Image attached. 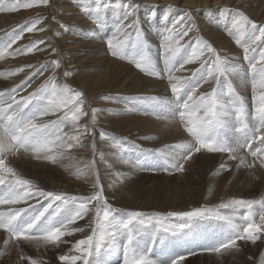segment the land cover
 Wrapping results in <instances>:
<instances>
[{"label":"snow or ice","instance_id":"6c2138e0","mask_svg":"<svg viewBox=\"0 0 264 264\" xmlns=\"http://www.w3.org/2000/svg\"><path fill=\"white\" fill-rule=\"evenodd\" d=\"M49 2L50 0H14L9 4L5 0H0V12H16L39 5L46 6ZM109 7L108 0H94L93 5L85 6L83 11L93 19L94 23L100 24L103 22L101 13ZM117 7L123 8L124 5ZM138 7L139 5L129 4L124 8L123 21L129 22H121L117 27L122 39H116V42L109 39L107 45L112 55L120 58H125L127 49L131 48L136 68L150 76L160 77L161 72L156 62L143 54L146 45L140 38L141 30L136 17ZM237 15L239 18L232 24L230 34L236 36V44L243 49V60L247 62V67L222 57L205 41L197 40L195 47L190 48L182 44L184 37L195 28V24L185 26L182 23L183 17L176 20L170 28H166L167 35L164 37L162 56L164 71L168 73L167 79L172 93V99L167 107L186 122V131L194 138L191 144L176 146L185 150L173 158L171 167L176 172L184 171V163L202 149H206L209 153L228 154L230 160L239 161L237 167L256 168L259 165L264 168V91L254 96L255 107L249 111L243 97L236 92L232 84L230 82L227 84V92H225L221 82V77L227 80L233 74L242 76L250 72L251 78L255 81L254 87L264 89V24L257 25L242 12ZM163 19L167 20L168 17L165 16ZM39 23L40 21H33L26 28L22 27L20 33L13 31L8 34L0 58L43 51L44 49L39 45L45 43L44 39L9 51L18 40L22 39L24 31L43 32L44 28H37ZM128 29L132 31L129 32ZM60 34V32L56 33L57 36ZM133 34L135 41L132 40ZM205 53L210 55L205 58ZM137 55H139L138 60L135 59ZM194 62H199L200 67L192 73V76L174 75L184 71L186 65ZM49 66L55 70L61 64L59 60H52L50 65L47 63L42 65L21 84H17L7 92L0 91V99L6 101L5 104L0 105V205L27 203L31 199H36L39 203L40 197L48 201L31 217L30 222L24 225H20L18 219L27 209L0 211V230L8 236L5 245L13 239L42 241L53 246L67 243L68 241L62 240L63 237L85 231L84 228L70 226L87 216L92 210L89 206L93 203L95 225L91 227L90 234L76 240L67 254L58 256L59 264H109L104 254L115 251L118 245L123 247V264H156V261L148 255L151 248L142 244V233L151 230L154 235L152 246H159L162 251H167L169 243L174 238L199 220L223 221L230 229L223 240L217 245L204 249L205 251L220 253L222 250L238 249V241L255 243L264 239V199H231L220 203L216 209L203 207L191 211H173L166 215L143 211L124 212L108 203L103 195L102 185H97V190L91 196H69L37 188L32 181L19 175L16 169L10 166L9 156L32 152L40 158V154L43 153L45 158L55 161L56 155H47L53 152V149L71 150L82 146V137L92 134L87 124L79 123L81 117L89 114L84 110V93L73 90L67 85H57L53 82V77H49L34 92L17 99L21 89L31 86V78L37 74L43 75ZM25 67L32 68L33 65L22 66L8 75L23 72ZM201 70L203 75L200 79H194ZM64 75L70 76L72 73L65 72ZM213 77L217 81L216 87L210 92L198 94L197 90L201 84ZM226 95L231 99L225 100ZM104 99L109 98L104 97ZM150 99L155 100L154 97ZM29 105L35 106L36 114L32 117L21 115ZM155 110L156 106L153 105V111ZM99 111L101 109H91L93 125L96 123V114ZM61 112L63 115L58 116L56 120L46 123L37 122L40 117ZM250 120L255 121L251 126ZM65 127H70L72 134L65 132ZM229 131L242 135L234 143H230L225 138V134ZM100 135L105 137L106 133ZM253 144H256V147H253ZM242 151H246V155L252 158L251 162L245 155L240 154ZM62 154L61 152L60 155ZM88 167L91 168V165ZM220 167L221 170H227L226 164ZM29 207L35 209L32 205ZM67 210L70 211L62 217ZM21 259L29 260V264H38L36 259L30 257L22 256ZM185 259L184 255H180L171 258L169 264H182Z\"/></svg>","mask_w":264,"mask_h":264},{"label":"bare ground","instance_id":"6f19581e","mask_svg":"<svg viewBox=\"0 0 264 264\" xmlns=\"http://www.w3.org/2000/svg\"><path fill=\"white\" fill-rule=\"evenodd\" d=\"M80 1L59 0L58 4L61 11L72 10L70 12H72L75 19L80 18L79 20L81 23L89 24V26H86L89 30L84 33H79V30H76L77 35L71 39H66L62 44L57 41L55 34L46 35L48 32L44 33L48 36V48L55 49V53L58 55V60L60 61L61 66H63L55 70L49 66L48 70L45 71L43 75L37 74L36 76H33V79H31L30 82L34 81V86H40L48 80L49 77H53V82L57 85H67L73 90L83 92V99L85 100L84 110L89 114L81 117L79 123L81 125L87 124L92 134L82 137V146H77L71 149V151L76 154L74 156L78 157L75 164L66 165V161H63L65 163L61 162L58 163V165L52 166L47 163L46 159L43 160L45 163L37 160V158L34 157L36 154L33 153L34 155H32V152L24 155H17V158L11 159V163L20 164L19 167H13L19 175L32 181L33 184L37 183L40 185L39 187L47 188L52 192H56V189H58V187H53V185L58 186L59 184H67L72 182L75 178L80 184L89 185L93 188L89 194H93L97 190V185H102L103 195L106 197L108 203L114 208L120 209L124 212L143 211L149 214L158 213L166 215L173 211H190L196 208L207 207L208 205H212L213 208L216 209L220 203L227 202L231 199L258 200L264 195V168L259 167V165H257L256 168H248L244 166L237 167L239 161L235 160V162H232V160L228 158V154L209 153L206 149H202L201 152L197 153L198 155H196V153L193 154L192 159L184 163V169L187 173L183 174L182 178L184 180L181 182L179 181V178L178 180L177 178L175 179V176L170 173H167V175L161 174L160 171L165 168L162 167L159 169L157 165H164L163 162H166L165 157H168L172 160L171 163H173V158L178 155V147L176 146L180 144H191L194 139L191 135V137L186 136L181 138L184 134H179L178 132V134L168 133L167 135L160 134L162 136H159L158 131V133L147 136L146 140L143 141V143H145V147L142 149L143 152H137L132 149L133 146L130 145L127 139L128 137H133L130 135L133 130L126 125H112V117L117 113L131 115L127 122L129 126L137 125L141 128H154V117L150 116L149 120L146 118V113H149L147 110L152 108L153 105L157 106V109L160 108L165 112L173 113V111L169 110L167 107L168 102L172 99V93L170 90V83L167 79L168 73L164 71L162 53L164 37L167 35L166 28H170L172 24L182 16L186 15V17H183L184 19L182 21L185 26L195 24V28H193L189 35L184 37V40L181 41L182 44H185L190 48L195 47V41L197 40L205 41L215 48L222 57H227L232 63H240L247 67V62L243 60V49L236 44V36L230 34L232 33V24L239 18L237 15L239 12L244 13V15L253 20L257 25L264 24V0H164V5L156 4L159 0H142L140 2L141 14L139 13L140 16L137 17V19L139 20V27L141 30V41L146 45L143 54L156 62L157 67L161 72L160 77L150 76L136 68L135 63L133 62V50L131 48L127 49V56L125 58L113 56L111 50L108 48L107 41L109 39H113L114 42H116V39H122L117 32V27L120 23L129 22L123 21L124 8L126 7H117V5H121L120 0H111L112 5H110L105 12L101 13L103 22L100 24H95L93 19L81 10L82 5L80 4L82 3ZM133 2H135V0H132V3ZM6 3L10 4L12 2L11 0H8ZM127 5L129 4L127 3ZM165 16L168 17L167 20L163 19ZM1 18L0 14V22L2 21ZM177 27H179V25H177ZM127 31L131 32L132 30L128 29ZM15 32L20 33V30ZM8 34L6 33L5 35H2L0 32V52L3 51L5 43L8 40ZM132 40L135 41L134 34ZM17 47H20L19 40L13 45L12 49H9V51L11 52ZM62 48L66 49V53L63 52ZM257 51H259V49H257ZM208 55L210 54L205 53V58H207ZM63 58H65V61ZM70 58L75 59L76 64L80 65L75 76L77 78L76 82L78 86L69 79V76L64 75L65 72H71L67 66H69V68L70 66H74L67 64L71 61ZM135 59L138 60L139 55H137ZM34 62L36 61H31L29 54L0 58V74H3V69L7 68L10 70L5 74H7L6 76H10L8 73L15 72L17 68L25 65H33ZM1 64H4L5 66H2ZM47 64L50 65V63ZM42 65L43 62H39L37 68ZM199 67V62H194L186 65L184 71L174 73V75L192 76V73ZM35 69L25 67L24 71L17 73L14 78L26 79ZM71 70L73 71V69ZM5 74L0 76L2 77ZM202 75L203 70H201V73L194 77V79H200ZM6 76L0 78V82H2L1 84L4 86V88L1 87L2 90L5 89V87L8 88L7 90H10L11 87H15V85L12 86L13 83H11L10 80H5ZM5 82L8 83L6 84ZM14 82L16 81L14 80ZM221 82L225 92H227V84L230 82L236 92L243 97L247 108L254 109L255 103L252 104V100L254 99V96L259 95L260 90H252V85L255 84V81L251 78L250 72L243 74L240 78L235 74L231 75L227 80L224 77H221ZM204 85L205 84L203 83L201 84V86ZM201 86L197 90L198 94L210 92L215 87H207L206 89H203ZM249 88H251L253 92L244 91L249 90ZM34 91L24 93L25 91L22 90V93H19V95L22 96L23 93L28 95ZM104 97H108L109 99H104ZM153 97L155 100L150 99ZM229 99H231V97L226 95L225 100ZM93 108L101 109V111L97 112L98 117H96V123L94 125L91 123V109ZM21 114L25 113L23 112ZM57 114H55L56 117L60 116V113ZM51 116L53 118V115L50 114L40 119H46ZM163 122H172L173 127H178L179 122L182 121L179 117H176V115L173 114L164 119ZM249 123L251 126L255 121L250 120ZM166 129L169 130V128ZM64 131L70 133V127H65ZM177 131H179V129ZM100 133H106V136L101 137ZM241 135V133L229 131L226 133L227 137L225 136V138L230 143H234ZM164 142L169 143L168 148L163 146ZM93 145H95V147H93ZM112 145H116V148H112ZM172 148H175V150ZM54 151L57 152V155H60L62 148H55ZM114 151L119 156H122L123 153L126 154L122 158H119L117 162V159L111 158V153ZM240 154L245 155L249 162H251L252 158L247 156L245 151H242ZM142 155L148 156L149 159L140 162L138 157ZM82 159H85V161ZM70 162L73 163L71 159ZM103 162L106 163L105 166H102ZM141 163H143V165L144 163L152 164L150 169L157 170L156 173L160 174H155L154 172L155 175H149V168H146V165L144 168L140 169H136V167L130 165ZM120 164L125 168V176H123L124 170H121L122 166ZM222 164H226L227 169L230 168L231 170L224 172L220 167ZM24 165L29 166L26 169L31 172V174L34 173L36 176L43 177V179L46 178L48 182L45 183L43 181L40 183L39 181L34 180L35 177L34 179L26 177L25 175H27V173H23V171L19 169H24ZM89 165H91V168L88 167ZM194 166H197V169H195ZM68 169L71 171L73 170V172ZM93 172L94 175L92 174ZM177 175H180V173H177ZM155 176L161 177V179L165 178V181L167 180L169 183H171L170 181H179L178 183L180 184L176 187L175 185L177 182L174 187H169L170 185L164 187L166 191H170L173 198H168L167 194L164 193L165 195L160 194V196H158V198L161 199L165 196L164 202L160 204L156 203V201H154L155 199H150V201L143 199V202L139 203L140 198L148 195L145 194L146 192L144 193V190H141V186L148 181V178ZM130 177H135L134 181H128L127 178ZM151 181L154 182L152 179ZM184 181L186 182L185 187L183 185ZM149 187L152 188L153 186ZM138 188L140 191H136ZM62 194L78 197L91 196L77 195L73 193ZM31 202L28 201L25 205L22 203L15 204V206H17V208H24L29 204H32ZM37 206L39 205L37 204ZM89 207L92 210L89 211L88 215L70 226L71 228L81 227L84 228L85 231L73 233L71 236H65L62 240L68 242L60 243L59 246H53V252L50 251V253H52L50 256H47L51 258H48V260L45 261L42 260L39 264H59L57 259L58 256L67 254L76 240L82 239L90 234L91 227L95 225V204L93 203V205H90ZM28 210H30V215H34L36 208H30ZM68 211L70 210H67L66 214H68ZM213 222V227L218 226V230L213 232L209 231L208 235L203 233L204 230L198 231L197 233L196 231L198 227L194 230L195 237H193V239H189L181 233L179 234L178 237L182 244L187 248L190 245H193L196 247L195 250H198L194 252V255L191 254L193 253L191 252L192 250L182 254L186 257L185 260L188 259L187 264H259V262H257L258 256L262 257V262L260 264H264V239L258 240L257 244L238 241L240 246L244 249V252L231 253L226 258L218 256L215 252L205 251L204 249L214 246L212 241L216 238L217 233H220V230L223 229V225L221 224L222 221L213 219ZM191 225V227H194V223ZM147 231L146 234H142V244L145 246H149V243H145V241L153 235L151 230ZM7 238L8 236L6 233H0V247L2 241ZM151 241L152 239L150 240V243ZM174 244L180 245L177 239L173 242V245ZM49 247L51 246L49 245ZM117 247L115 251H110L104 254L105 259L109 264H121V260L118 261L119 254L116 252ZM14 248L13 245V249ZM119 249L120 253H122V246H120ZM175 252L180 251L175 248ZM36 255L39 256L38 254ZM191 256L196 257L192 258L193 260H189ZM16 260L11 262L7 253H0V264H17ZM21 263L23 264V262Z\"/></svg>","mask_w":264,"mask_h":264},{"label":"rangeland","instance_id":"374dc122","mask_svg":"<svg viewBox=\"0 0 264 264\" xmlns=\"http://www.w3.org/2000/svg\"><path fill=\"white\" fill-rule=\"evenodd\" d=\"M8 0H5V2H7ZM80 1V0H79ZM121 2V4H123L124 5V7H127L128 5H127V3L128 4H135V5H139V7L136 9V17H139L140 16V14H141V1L142 0H135V2H133L132 3V0H126V2H125V0H120ZM139 1V2H138ZM11 2L13 3L14 1L13 0H11ZM82 4H80V5H82V7L84 8L85 6H92L93 5V3H94V0H81L80 1ZM108 2L110 3V5H112V1L111 0H108ZM59 0H50V2H49V4L48 5H39V6H35V7H32V8H29V9H21V10H19V11H16V12H0V14H1V22H0V32H1V34L2 35H5L6 33L8 34V33H12L13 31H18V30H20L21 31V28L23 27V28H26L27 26H29L30 25V23L31 22H33V21H40V23L37 25V28H44L45 30L43 31V32H41V31H34V32H31V33H29V32H27V31H24L23 33H22V39L21 40H19V43H20V47H22V46H25V45H31L33 42H35V41H37V40H40V39H44L45 40V43L44 44H42V45H39V47L40 48H42V49H44L43 51H35L34 53H31V54H29L30 55V58H31V61H36V62H34L33 63V67H32V69H35L34 71H32V72H36V70L37 69H39V68H37L38 67V64H39V62H43V65L44 64H46V63H50V61H52V60H58V55H57V53H55V51L53 50V49H50V48H48V42H47V38H48V36H46V35H53V34H55V37H56V39H57V41L60 43V44H62V42H65V40L66 39H71L72 37H74V36H76L77 35V32H76V30H79V33H84L85 31H87V30H89V28L88 27H86V26H89V24H87V23H81V21L79 20L80 18H77V19H75L74 18V15L72 14V12H70V11H72V10H70V11H67V10H63V11H61L60 10V7H59ZM85 3V4H84ZM69 5H71L70 3H68ZM156 4H158V5H164L165 4V2H164V0H159V1H157V3ZM81 7V10L83 11V8ZM182 8V7H181ZM182 9H184V8H182ZM185 10V9H184ZM140 13V14H139ZM182 17H186V15L185 16H182ZM81 20H82V18H81ZM95 24H97V23H95ZM62 26H64V27H62ZM3 27V28H2ZM65 28H67V30H65ZM10 31V32H9ZM48 32V33H47ZM57 32H60L61 34L59 35V36H57L56 35V33ZM76 32V33H75ZM44 33H47L46 35L44 34ZM24 36V37H23ZM44 47V48H43ZM63 49V52H65L66 53V49L65 48H62ZM53 50V51H52ZM64 56V55H63ZM52 59V60H51ZM71 59V58H70ZM63 60L65 61V58H63ZM73 63V64H72ZM67 64H70V65H74V66H70V68H69V66H67V68L68 69H70V71H71V73H72V75H70L69 76V79L71 80V81H73V83L76 85V86H78L77 85V82H76V80H77V78L75 77L76 76V74H77V72H78V70H79V66L80 65H78V64H76V60L75 59H71V61L70 62H68ZM2 65V64H1ZM2 66H5L4 64L2 65ZM1 66V67H2ZM63 66V65H62ZM62 66H60V67H62ZM59 67V68H60ZM12 69V68H11ZM71 69H73V71L71 70ZM4 71H2V73L3 74H5V73H7L9 70L6 68H4L3 69ZM9 74V73H8ZM7 74H5L4 76H6ZM4 76H2V77H4ZM11 76V77H10ZM10 76H6L5 77V80L6 79H8L7 81H11V83H13L12 84V86L13 85H17V84H21L22 83V80L24 81V80H26V79H21V78H14L15 77V75H10ZM1 76H0V78H2ZM8 77V78H7ZM241 76H238V78H240ZM10 78V79H9ZM17 79V80H16ZM31 79H33V78H31ZM14 80L16 81V82H14ZM19 80V81H18ZM21 81V82H20ZM34 82V81H33ZM33 82L31 81L30 82V87H27V89L26 88H24V89H22V90H24L25 92L24 93H28V92H30V91H34V90H36L39 86L38 85H36V86H34V84H33ZM215 82V83H214ZM2 82H0V88L1 87H3L4 88V86H3V84H1ZM6 83V82H5ZM8 83V82H7ZM6 83V84H7ZM32 83V84H31ZM203 84H205L204 86H201V87H203V89H206L207 87H209V88H213L214 86L216 87V84H217V81L215 80V78L213 77V78H211V79H209L207 82H205V83H203ZM212 84V85H211ZM34 86V87H33ZM206 86V87H205ZM9 87V86H8ZM33 87V88H32ZM253 87V88H252ZM252 90H260V91H264V89H260L258 86H256V87H254V84L252 85ZM12 88V87H11ZM31 88V89H30ZM251 88H249V90H244V91H247V92H253L252 90H251ZM8 88L7 87H5V89H3L2 90V88L0 89V91H4V92H6V91H8L7 90ZM9 89H10V87H9ZM22 90H21V92H19V93H22ZM254 90V91H255ZM23 93V95L22 96H26L25 94ZM244 93V92H243ZM246 93V92H245ZM18 98V100L20 99V97H21V95H18L17 96ZM7 102H10V101H7ZM245 102H246V100H245ZM6 103V101L5 100H3V99H0V104H5ZM253 103H255V100L253 99L252 100V104ZM251 104V105H252ZM253 109V108H252ZM251 108H249V111H251L252 110ZM25 114H21V115H23V116H25V117H32L33 115H35L36 114V108H35V106L34 105H29L28 106V108H25L24 109V111H23ZM147 112H149V113H146L147 115V120H149V117L151 116V117H154V120H155V124H154V128H151V129H148V128H141L140 126H137V125H128L127 124V122H128V120H129V116H131L130 114L129 115H125V114H117V113H115V116L114 117H112V119H113V121H112V125L113 126H122V125H126V126H128L130 129H132L133 131H132V133H130V135L131 136H133V137H128L127 139H128V141H129V143H130V145L131 146H133V150L135 151H137V152H143V148L145 147V143H143V141L144 140H146V137L147 136H150V135H152V134H155V133H158V131H159V136H162V135H167L168 133H175V134H178V132H179V134L181 133V134H184V136H182L181 138H183V137H186V136H190L191 134H189L187 131H186V122L184 121V120H181L182 122H179V124H178V127H176V126H174L173 127V124H172V122H163V120L164 119H166V118H168V117H170V116H172L173 114L174 115H176V117H179L178 116V114H176V113H169V112H165V111H163V110H161L160 108L159 109H157V106H156V110L155 111H153V107L152 108H150L149 110H147ZM167 113V114H166ZM30 114V115H29ZM171 114V115H170ZM58 115V114H57ZM60 115H63V113L61 112L60 113ZM167 115V116H166ZM96 117H98V113L96 114ZM40 118H42V117H40ZM38 119V123H46V122H48V121H51V119H53V120H56L58 117H56V115H53V118H52V116L51 117H48V118H46L47 119V121H46V119ZM49 119V120H48ZM43 120V121H42ZM106 120H107V118H106ZM41 121V122H40ZM179 121V120H178ZM182 125H181V124ZM184 125V126H183ZM166 128H169V130L168 129H166ZM179 129V131H177ZM168 131V132H167ZM65 132H67V131H65ZM165 132H167V133H165ZM71 133V132H70ZM72 134V133H71ZM134 134V135H133ZM160 134H162V135H160ZM186 134V135H185ZM191 137V136H190ZM160 140H161V137H160ZM163 146L164 147H166V148H168L169 147V143L168 142H164V144H163ZM113 147H115L116 148V145H112V148ZM253 147H256V144H253ZM173 150H175V148H172ZM114 150V149H113ZM130 151H131V149H130ZM177 151H178V154H181V153H183L185 150L184 149H180V148H177ZM63 154L62 155H57V152L56 151H54V149H53V152H51V153H48L47 155L48 156H52L54 153H56V154H54V155H56V160L55 161H53V160H51V159H47V158H45V154H44V156H43V153L42 154H40V158H37V156L36 155H34L33 153H32V155H34V157H36L37 158V160H39V161H41L42 163H45L43 160L44 159H46L47 160V163L48 164H51L52 166H55V165H58V163H61V162H63V161H66V165H68V164H75L76 162H77V158L78 157H76V156H74V155H76L75 153H73L71 150H66V149H62V151H61ZM246 152V151H245ZM113 153V154H112ZM111 153V158H114V159H117V162H118V160H119V158H122L126 153H123L122 154V156H119V155H117V153L114 151V152H112ZM177 153V152H176ZM196 155H198L197 153H196ZM61 156V157H60ZM228 156V155H227ZM63 157V158H62ZM161 157V156H160ZM163 157V156H162ZM177 157V156H176ZM14 158H17V156H9V162H10V166H12V167H19L20 166V164L19 163H11V159H14ZM71 159V161H73V163L72 162H70V159ZM138 159H139V161L141 162V161H146V160H148L149 159V157L148 156H140V157H138ZM165 159H166V162H163V164H164V166L165 167H167V168H165V169H163V170H161L160 171V173L161 174H165V175H167V173L169 174H172L173 176H175V179L177 178V180H178V178L180 179L179 181H183L184 179L182 178V176H183V174H186L187 173V171L184 169V171H182V172H176L174 169H172V167H171V162H172V160H170L168 157H165ZM24 160V159H23ZM49 160V161H48ZM74 160H75V162H74ZM83 161H85V159H82ZM136 160V159H135ZM191 160V159H190ZM190 160H187V161H190ZM58 161V162H57ZM129 161H130V159H129ZM138 162V161H137ZM232 162H235V160H232ZM54 163H56V164H54ZM63 163H65V162H63ZM105 162H103V164H102V166H105ZM121 165V164H120ZM131 166H134V167H136V169H140L141 167H143V166H140V165H138V164H130ZM138 165V166H137ZM185 165V164H184ZM25 166V168L23 169V168H19V169H21L22 171H23V173H27V175H25L26 177H29V179H34V177H35V179L34 180H37V181H39L40 183L41 182H45V183H47L48 182V180L45 178V179H43V177H40V176H36L34 173H32L31 174V172H29L26 168H28L29 166H26V165H24ZM122 166V165H121ZM140 166V167H139ZM197 166H194V168L195 169H197L196 168ZM147 168V167H146ZM68 170H70V169H68ZM121 170H124V175L123 176H125V168L122 166L121 167ZM229 170H231L230 168H228L227 170H224V172H227V171H229ZM71 171V170H70ZM75 171V170H74ZM156 171L157 170H151V169H149V175H151V174H154V172H155V174H160V173H156ZM71 172H73V170L71 171ZM20 173H22L21 171H20ZM23 173H22V175H23ZM79 173V172H78ZM177 173L179 174L180 173V175H177ZM19 174V173H18ZM93 175H94V172L92 173ZM154 174V175H155ZM182 174V175H181ZM30 175V176H29ZM179 176V177H178ZM181 176V177H180ZM31 177V178H30ZM39 179V180H38ZM42 179V180H41ZM134 179H135V177H130V178H127V180L128 181H134ZM150 179V180H149ZM151 179L152 180H154V182L153 181H151ZM41 180V181H40ZM177 180H175V182H173V181H170L171 183H169V181H165V178H162L161 179V177H158V176H155V177H150V178H148V181L144 184V185H142L141 187V190H144V193L147 195L146 197H142V198H140L139 199V203H142L143 202V199H145V200H148V201H150V199H155L154 201H156V203H158V204H160V203H162V202H164V200H165V196L161 199V198H158V196H160V194L161 195H165V194H167V196H168V198H170V197H172L173 198V196H172V194L170 193V191H166L165 190V188L164 187H167V186H169V187H174V185H175V183H176V185H175V187L178 185V184H180V183H178L179 181H177ZM189 183H190V181H189ZM49 184H50V182H49ZM172 184V185H171ZM186 184V182L184 181V183H183V185H184V187L186 186L185 185ZM37 188H42L43 190H45V191H49L47 188H44V187H39L40 185H38L37 183L36 184H34ZM155 185H157V186H155ZM149 186H153L152 188L151 187H149ZM53 187H58V189H56V192H58V193H73V194H77V195H92V194H89L91 191H92V187L91 186H89V185H82V184H80V182L75 178L72 182H70V183H67V184H59L58 186H56V185H53ZM52 187V188H53ZM70 187V188H69ZM144 187H146L147 188V190H146V188H144ZM144 188V189H143ZM65 189V190H64ZM149 189V190H148ZM150 189H152V190H150ZM156 189V190H155ZM69 190V191H68ZM146 190V191H145ZM165 190V191H164ZM71 191V192H70ZM72 191H74V192H72ZM136 191H140L139 190V188L136 190ZM76 192V193H75ZM156 192V193H155ZM159 192V193H158ZM169 192V193H168ZM81 193V194H80ZM152 193V194H151ZM158 193V194H157ZM165 193V194H164ZM150 194V195H149ZM155 194H157V195H155ZM149 196V197H148ZM225 197V196H224ZM41 198V199H40ZM40 198H38L39 199V203L37 202V200L36 199H31V200H29L32 204H29V205H32V206H34L35 208H36V211H34L35 213H37L40 209H42V205H46L47 203H48V201L47 200H44V198H42V197H40ZM147 198V199H146ZM259 199H264V195H262ZM258 199V200H259ZM36 200V201H35ZM22 204H26V203H22ZM37 204L40 206H37ZM23 205V206H24ZM29 205L27 206V207H24L25 209H30L31 207H29ZM91 205H93V204H91ZM207 207H209V208H213V206L212 205H208ZM16 209L17 208V206H15V205H8V206H5V205H0V211H8L9 209ZM38 208V209H37ZM196 208V207H195ZM214 209V208H213ZM193 210V209H192ZM191 211V210H190ZM244 211V210H243ZM28 213L30 212V210H28L27 211ZM67 212V211H66ZM66 212L65 213H63L62 214V217L63 216H66L67 214H66ZM241 212H242V210H241ZM147 213V212H146ZM22 214H24V213H22ZM239 215V214H238ZM213 219H209V220H199V221H196V222H194V227H200L201 228V230H204L203 231V233L204 234H206V235H208L209 234V231H216V230H218V226H214L213 227ZM221 224L223 225V229H228V230H230L227 226L226 227H224V225L225 224H223L222 222H221ZM192 226V225H191ZM213 229V230H212ZM222 229V230H223ZM0 233H3V234H5V232L3 231V230H0ZM218 234H220V233H218ZM188 235V234H187ZM179 236V235H178ZM153 237V235L151 236V238ZM64 238V237H63ZM62 238V239H63ZM151 238H147V240L145 241V243L147 242V243H150V240H151ZM8 239V238H7ZM7 239H5V240H7ZM176 238H174L172 241H174ZM5 240H3L2 241V245H1V247H0V253H3V254H5V253H7L8 255H9V259H10V261L11 262H13L14 260H16L17 261V264H22L21 262H23V264H29V260H27V259H25V260H22L21 259V257L22 256H24V257H30L31 259H36V260H38V264L40 263V261H45V260H48V258H51V257H47V256H50V254L53 252V250H52V247H53V245L52 244H44L42 241L41 242H38V241H35V240H31V241H27V240H20V241H16V240H12V241H10L7 245H5ZM3 243H4V245H3ZM25 245H24V244ZM32 246H31V245ZM253 244H257V242H255V243H253ZM13 245H14V249H13ZM16 245V246H15ZM28 245H30V246H28ZM42 245V246H41ZM49 245L51 246V247H49ZM238 245H239V247H238V249H229V250H222V252H220V253H217V252H215V254H218V256H223L224 258H226L228 255H230L231 253H241V252H244V249L242 248V246H240V244L238 243ZM20 246V247H19ZM25 246H26V248H25ZM28 247V248H27ZM30 247V248H29ZM55 247V246H54ZM120 247V245L117 247V248H119ZM33 248V249H32ZM35 248V249H34ZM50 248V249H49ZM25 249V250H24ZM30 249V250H29ZM39 249H40V251H39ZM122 249H123V247H122ZM28 250H29V252H28ZM34 250V251H33ZM35 250H36V252H35ZM41 250H42V252H41ZM45 250V251H44ZM151 250H153V249H151ZM18 251V252H17ZM31 251V252H30ZM50 251H52L51 253H50ZM33 252V253H32ZM41 252V253H40ZM212 252V251H211ZM17 253H19L20 254V256H19V254H17ZM21 254H23V255H21ZM36 254H38L39 256H37ZM43 254V255H42ZM34 255V256H33ZM42 255V256H41ZM148 255H149V253H148ZM36 256V257H35ZM42 258H41V257ZM11 257V258H10ZM16 257H18V258H16ZM40 257V258H39ZM194 257H196V256H194ZM194 257H190L189 258V260L191 259V260H193L192 258H194ZM15 258V259H14ZM46 258V259H45ZM123 258H124V251L122 252V253H120L119 254V259L121 260L120 261V263L121 264H123ZM261 259H262V257L261 256H258L257 257V262H259V264L262 262L261 261ZM187 261H188V259L187 260H184V261H182V264H187ZM10 262V263H11Z\"/></svg>","mask_w":264,"mask_h":264}]
</instances>
